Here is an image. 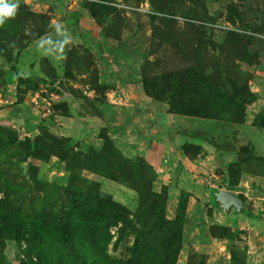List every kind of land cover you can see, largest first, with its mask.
Wrapping results in <instances>:
<instances>
[{
    "label": "rangeland",
    "instance_id": "1",
    "mask_svg": "<svg viewBox=\"0 0 264 264\" xmlns=\"http://www.w3.org/2000/svg\"><path fill=\"white\" fill-rule=\"evenodd\" d=\"M19 4L0 264H264V0Z\"/></svg>",
    "mask_w": 264,
    "mask_h": 264
},
{
    "label": "clouds",
    "instance_id": "2",
    "mask_svg": "<svg viewBox=\"0 0 264 264\" xmlns=\"http://www.w3.org/2000/svg\"><path fill=\"white\" fill-rule=\"evenodd\" d=\"M19 0H0V26H3L6 20L14 18L19 8Z\"/></svg>",
    "mask_w": 264,
    "mask_h": 264
},
{
    "label": "trees",
    "instance_id": "3",
    "mask_svg": "<svg viewBox=\"0 0 264 264\" xmlns=\"http://www.w3.org/2000/svg\"><path fill=\"white\" fill-rule=\"evenodd\" d=\"M229 9H232V4L229 5ZM41 35H38L36 38H39ZM19 102L21 103L20 96H19ZM109 216L112 219H117L122 224L120 233L123 234L126 231V226L129 223V219L126 215V212L125 211H118L117 213H112Z\"/></svg>",
    "mask_w": 264,
    "mask_h": 264
},
{
    "label": "water",
    "instance_id": "4",
    "mask_svg": "<svg viewBox=\"0 0 264 264\" xmlns=\"http://www.w3.org/2000/svg\"><path fill=\"white\" fill-rule=\"evenodd\" d=\"M238 199V198H237ZM237 201V200H236ZM236 201L233 202V205L232 206H235L238 210H242V207H243V203L240 199H238V203L236 204ZM228 210V209H227Z\"/></svg>",
    "mask_w": 264,
    "mask_h": 264
}]
</instances>
